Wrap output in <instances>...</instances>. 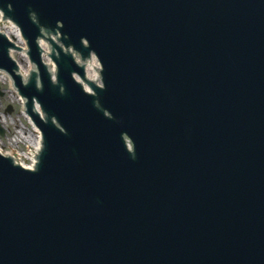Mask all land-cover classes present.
Masks as SVG:
<instances>
[{
	"label": "water",
	"instance_id": "water-1",
	"mask_svg": "<svg viewBox=\"0 0 264 264\" xmlns=\"http://www.w3.org/2000/svg\"><path fill=\"white\" fill-rule=\"evenodd\" d=\"M0 8L27 38L41 88L36 73L26 84L14 73L1 33L0 67L44 141L34 171L0 155V264H264V0ZM58 22L63 44L102 64L96 95L57 44L59 84L40 62L39 24Z\"/></svg>",
	"mask_w": 264,
	"mask_h": 264
},
{
	"label": "bare ground",
	"instance_id": "bare-ground-1",
	"mask_svg": "<svg viewBox=\"0 0 264 264\" xmlns=\"http://www.w3.org/2000/svg\"><path fill=\"white\" fill-rule=\"evenodd\" d=\"M7 22V21H6ZM2 25H4L3 23H1ZM7 29H5V32L7 35L11 36H15V38L18 37V31H15V29H13L11 26H7ZM43 55H45L48 59H49V45L47 41H43ZM95 61L92 60L91 63H89V67H88V72H87V77L90 80H95V70H96V66H95ZM25 71H28L27 69H25Z\"/></svg>",
	"mask_w": 264,
	"mask_h": 264
},
{
	"label": "rangeland",
	"instance_id": "rangeland-1",
	"mask_svg": "<svg viewBox=\"0 0 264 264\" xmlns=\"http://www.w3.org/2000/svg\"><path fill=\"white\" fill-rule=\"evenodd\" d=\"M0 87L7 91V92H5L4 96H0V107H1V106L5 105L6 103L10 102L12 96L10 94V91L8 90L9 87H8L7 83L4 82V80H2L1 78H0Z\"/></svg>",
	"mask_w": 264,
	"mask_h": 264
}]
</instances>
